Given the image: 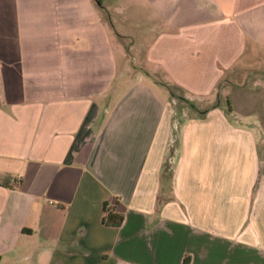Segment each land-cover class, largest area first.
<instances>
[{
    "label": "crops",
    "instance_id": "1",
    "mask_svg": "<svg viewBox=\"0 0 264 264\" xmlns=\"http://www.w3.org/2000/svg\"><path fill=\"white\" fill-rule=\"evenodd\" d=\"M263 61L264 0H0V264H264Z\"/></svg>",
    "mask_w": 264,
    "mask_h": 264
},
{
    "label": "trees",
    "instance_id": "2",
    "mask_svg": "<svg viewBox=\"0 0 264 264\" xmlns=\"http://www.w3.org/2000/svg\"><path fill=\"white\" fill-rule=\"evenodd\" d=\"M167 89H168L170 95L172 97H174L173 89L169 86H167ZM178 100L180 102H183L184 104H186V106L190 110L194 111L197 114V116H202L207 111L206 109L202 110V111L195 110L194 105L191 102L185 100L184 98H178ZM214 107H215V105H214ZM102 212H103V215L101 217L102 224H104L106 226H112V227H118L121 224L122 216L118 213H115L113 210H110L105 203L103 204Z\"/></svg>",
    "mask_w": 264,
    "mask_h": 264
},
{
    "label": "rangeland",
    "instance_id": "3",
    "mask_svg": "<svg viewBox=\"0 0 264 264\" xmlns=\"http://www.w3.org/2000/svg\"><path fill=\"white\" fill-rule=\"evenodd\" d=\"M264 62V61H263ZM243 79V81H242V83H246V84H250L253 80L250 78V77H246V78H242ZM173 94H174V102H175V104L176 105H174V110H173V117H175L176 116V114L178 113V110H177V106H178V104H179V100H178V98H183L182 97V95H181V93L179 92V91H176V90H173ZM186 100V99H185ZM185 106V105H184ZM186 108H187V116L188 115H190L191 114V111L192 110H190L187 106H185ZM228 107V106H227ZM225 109H227V108H225ZM180 112V111H179ZM233 117H234V115H232L231 116V118L233 119Z\"/></svg>",
    "mask_w": 264,
    "mask_h": 264
}]
</instances>
